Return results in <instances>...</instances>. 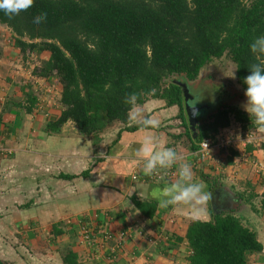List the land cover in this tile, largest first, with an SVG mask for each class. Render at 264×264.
I'll use <instances>...</instances> for the list:
<instances>
[{"label":"trees","instance_id":"1","mask_svg":"<svg viewBox=\"0 0 264 264\" xmlns=\"http://www.w3.org/2000/svg\"><path fill=\"white\" fill-rule=\"evenodd\" d=\"M41 13L47 20L35 28L33 20ZM0 24L13 31L23 54H50L32 73L39 79L54 75L62 87L64 111L48 125L49 133L73 122L80 135L98 144L99 133L114 123L129 125L130 105L124 100L130 93L137 94L138 105L159 99L179 107L193 152L204 141H217L231 116L255 126L248 113L225 106L198 123L194 139L183 89L171 80L196 82L207 65L229 55L236 65L235 89L246 92L248 68L264 64V57L250 51L252 41L264 35V0L249 5L243 0H34L27 13L14 18L0 12ZM25 99L26 111L32 112L36 97ZM135 203L147 218L157 211L153 203ZM186 238L191 264H250V256L264 251L257 233L232 213L214 215L210 222L193 220Z\"/></svg>","mask_w":264,"mask_h":264},{"label":"crops","instance_id":"2","mask_svg":"<svg viewBox=\"0 0 264 264\" xmlns=\"http://www.w3.org/2000/svg\"><path fill=\"white\" fill-rule=\"evenodd\" d=\"M23 84L14 81L7 86L0 79V207L9 211L1 220L5 225L17 222L13 224L16 228L30 231L26 246L41 243L39 235L47 236L45 245L59 256L46 255L43 264H191L192 251L186 238L190 223L210 222L214 215L225 213L240 218L264 246V189L255 187V177L250 189L246 176L236 171L243 155L237 151L227 155L225 168L221 167L225 178L218 175L220 167L216 168L218 173H212L209 166L214 158L206 161H212L210 165L192 166L194 180L202 181L209 194L199 218H193L192 209L186 205L161 209L162 189L170 182L143 173V162L135 157L134 149L144 134L123 132L138 125L114 123L99 133L98 144L94 138L80 135L73 122L65 124L59 133H49L48 125L57 121L64 106L54 110L49 100L42 103L36 98L32 112H27L25 98L32 95L28 91L32 85ZM141 108L145 116H155L160 122L150 131L160 147L180 153L178 142L187 129L179 128L183 122L177 119L179 107L151 99ZM252 146H242L243 154L261 156L264 161V152ZM181 157L182 162L195 158L198 164L196 156ZM202 172L210 174L208 182L198 174ZM236 173L245 178L237 174L235 183ZM135 200L155 204L154 216L143 215ZM82 230L91 234L94 242L89 244L95 245L84 243ZM256 257L264 259V251Z\"/></svg>","mask_w":264,"mask_h":264},{"label":"rangeland","instance_id":"3","mask_svg":"<svg viewBox=\"0 0 264 264\" xmlns=\"http://www.w3.org/2000/svg\"><path fill=\"white\" fill-rule=\"evenodd\" d=\"M251 1L252 0H243V3L249 5ZM13 38V31L7 26L0 24L1 82H6V85L8 86V83L12 84L14 81H16L17 83L23 81V86L25 85L27 87L32 85V88H29L28 91L32 92V95L40 99L41 102L44 100H49V102L54 104V110L61 107V101H58V99L61 95L62 87L59 83L58 78L54 75H51V77H48L47 79L38 78L37 80H35V78H33V75L29 73L30 71L33 73L36 68L42 67L43 63L49 61L50 54L47 52H44L40 55L34 53L23 54L15 46ZM24 40L27 42H31L28 39ZM14 77H16V80L13 79ZM171 81L177 85L179 82L182 85L187 84L188 91L192 97L191 103L194 107L199 109L198 113L201 120L207 119L211 115V117H215V115L217 114L216 112L225 106H231L247 113L243 108V105L246 104L245 92L240 91V86L237 90L235 89V85L238 86V80L236 76V65L234 64L229 55L224 56L222 59L214 60V62L207 65L196 82H183L182 80L176 78L172 79ZM25 105H27L26 101ZM139 106L141 107V105ZM177 119H180V116H178ZM180 120L182 122V119ZM201 120L199 122H201ZM249 126L251 125L244 126L243 124L236 122L234 116H231L230 126L226 129H221L219 131V134L217 135V139H215L219 141L223 140L224 142L229 141L230 143L231 139H233V141L231 144H229L223 149L214 147L212 152H210L211 158H214L215 160H213L212 165H210L212 161L208 163L206 161L199 160V157L196 155V152H192V150H190L191 142L186 134H184L182 140L178 142V146H181L178 149V151L180 152L179 154L181 156H185L187 154H191V156L193 157L196 156L198 158L197 161L199 165L197 164V162L194 161L195 158L187 160L188 162L186 163H189L191 166L196 165L197 167L208 163L210 165L209 167L211 168L212 173L213 170H216V168L220 167V172L218 173L217 170L216 172L218 173L219 177L220 175H222L221 178H223L225 175L224 172L221 171L223 170L221 169V167L225 168V158L229 157L227 155L232 154L231 151H237L236 153H239V155L243 156L239 158L240 160L237 163L239 167L236 171L239 173L242 172L243 176H246V178H244L245 182L247 183V187L250 186V189L254 188V184H252V177H255L257 179L256 182L258 183V185L255 187H257V189L259 190L260 188L264 189L263 159L261 158V156H258V158H256L253 154L249 156L247 155L248 153L245 155L242 152V146H246V149L249 145H253L255 146H252L254 149H257L258 151L261 150L264 152V150H262V145L264 144V132H260L256 128V126ZM180 127H182V131L187 129L185 128L183 122L182 125L179 124V128ZM182 148L187 149L185 150ZM173 167L170 169L174 170ZM239 173H236V175H234L233 181L235 183L237 181V176L239 175ZM198 174L201 177L202 175H210H206L204 172ZM241 176L242 175H239L238 177ZM244 178L241 177V179ZM237 191L238 188L235 190V194H237ZM209 207L212 210V206L209 205ZM8 212L9 211H6L4 209L1 210L0 207V220L1 217L5 219L8 215ZM16 223L17 222L10 221L9 225H5L3 224V219L0 221V259L4 262V264H43L46 255H49L51 258H58L59 255L56 253V251H54L52 247L45 245V239L47 240V236L45 235H39L41 243L36 244L35 246H26L25 243L28 239L27 235L30 231L25 228H16V226L13 225ZM27 224L29 225V223ZM84 233L85 231L82 230V235H84ZM84 237L85 236H83V238ZM83 241L86 245L89 244V241H87L85 238L83 239ZM91 244L95 245L93 243ZM249 262L250 264H264V259L261 257H256V255H252L249 257Z\"/></svg>","mask_w":264,"mask_h":264},{"label":"clouds","instance_id":"4","mask_svg":"<svg viewBox=\"0 0 264 264\" xmlns=\"http://www.w3.org/2000/svg\"><path fill=\"white\" fill-rule=\"evenodd\" d=\"M34 0H0V12L10 19L27 13L33 6ZM47 14L41 13L33 20V27L38 28L46 22ZM250 51L259 59L264 57V35L256 37L250 44ZM250 74L244 79L246 85V104L244 110L249 114L252 123L260 132H264V64L255 63L250 66ZM124 103L130 105L128 122L138 125V134L143 133V139L134 149V155L143 162L142 171L145 175H152L158 170L170 169L177 166L178 181L170 182L162 189L159 201L161 209L175 210L177 206L186 205L192 209L193 218H199L204 205L209 199L205 184L194 180V172L189 163L182 162L181 155L170 147L162 148L150 131L159 127V120L155 116H145L138 105V96L130 93Z\"/></svg>","mask_w":264,"mask_h":264},{"label":"built area","instance_id":"5","mask_svg":"<svg viewBox=\"0 0 264 264\" xmlns=\"http://www.w3.org/2000/svg\"><path fill=\"white\" fill-rule=\"evenodd\" d=\"M231 144L229 141H219L217 140L212 141V140H207L201 143L200 148L198 151H196V155L199 157V160L202 161H208L211 159L210 152L214 149V147L223 149L226 146ZM176 172L173 171L172 169H167L165 170H158L153 174V179L157 181H163V182H174L176 181L179 177L175 174ZM84 238L89 241V242H94V238L91 237V234L88 232L84 233Z\"/></svg>","mask_w":264,"mask_h":264},{"label":"water","instance_id":"6","mask_svg":"<svg viewBox=\"0 0 264 264\" xmlns=\"http://www.w3.org/2000/svg\"><path fill=\"white\" fill-rule=\"evenodd\" d=\"M178 85L180 87H182V89H183L187 122H188V126L191 130L192 136L195 139L198 135L197 125H198V122L201 120V118L199 117V113H198L199 109L194 107L190 103V102H192V99H191L192 97L188 91L187 84L182 85L179 82Z\"/></svg>","mask_w":264,"mask_h":264}]
</instances>
